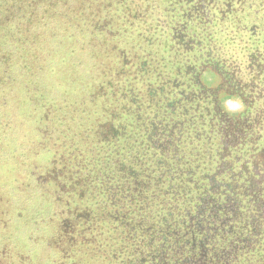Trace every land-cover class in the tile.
<instances>
[{"label": "flooded vegetation", "instance_id": "1", "mask_svg": "<svg viewBox=\"0 0 264 264\" xmlns=\"http://www.w3.org/2000/svg\"><path fill=\"white\" fill-rule=\"evenodd\" d=\"M169 6L98 22L47 103L30 264H264V0Z\"/></svg>", "mask_w": 264, "mask_h": 264}, {"label": "rangeland", "instance_id": "2", "mask_svg": "<svg viewBox=\"0 0 264 264\" xmlns=\"http://www.w3.org/2000/svg\"><path fill=\"white\" fill-rule=\"evenodd\" d=\"M34 31L38 34L42 30ZM39 39L43 48L36 51L38 55L35 60L31 55L6 44L2 45V49H6L8 55L2 60L0 54V63L10 67L16 83L14 87L2 86L0 91V251L16 252L14 245L21 250L7 258L0 253V264H28L30 249L36 251L31 234L43 227L39 216L34 214V211H38V206L36 209L35 206L43 198H38L34 193L31 195L34 186L30 173L34 149H37L40 130L45 124L40 99L46 94L56 107V101L63 102L65 91L75 87L78 69L91 67L90 59L83 57L84 54L77 49L74 54L71 53L64 39H51L50 33L42 34ZM20 55L29 65H34L29 70L32 80L24 87L20 85L25 83L21 81L25 78L22 74L25 70L21 63L18 64L22 59ZM71 60L81 62L80 66L72 65ZM35 89H41L42 93L35 94ZM69 94L75 95V92ZM48 154L46 150H39L38 158L45 160Z\"/></svg>", "mask_w": 264, "mask_h": 264}, {"label": "trees", "instance_id": "3", "mask_svg": "<svg viewBox=\"0 0 264 264\" xmlns=\"http://www.w3.org/2000/svg\"><path fill=\"white\" fill-rule=\"evenodd\" d=\"M170 1L171 0H0L1 59L4 60L5 55H8L7 50L2 49V45L6 44L10 45V47H14L15 50L19 49V52L23 51L26 55H31L33 60H35L38 55L36 51L43 48L39 37H41L42 34L48 35V33H50L51 39L54 38V40L57 41L59 38L64 39L71 53L74 54L77 49L79 53L84 54L83 57H86L87 60L89 58L90 61H92V57H94L97 51L96 45H94L95 40L98 39L100 34V31L96 29L98 22L114 21L115 19L127 21L129 20V14H133V18H130V20H137L138 18L136 17H138L139 14H135L134 12L128 13L126 9L138 4L146 5L148 2L154 5L163 4L164 7L168 6L170 8ZM39 29L42 30L43 33L41 31L37 34V32L34 31H39ZM52 29H55L56 32ZM30 32H33L32 35H30ZM15 50L13 51L15 52ZM21 57L24 59V62L20 59L18 64L20 65L21 63L24 66L25 71L22 74L25 78L23 77L21 81H25V83H21L20 85L24 87L25 84L32 80L29 76V70H31L34 65L33 63L29 65L27 60L23 58V56ZM71 64L78 65L79 67L81 62L78 63L71 60ZM9 69L10 67L5 65V63H0V91L2 86L3 88L16 86L15 76ZM80 70L79 68L78 71ZM10 82L13 84L10 85ZM36 93H42L41 89H35V94ZM65 95L66 91L63 100H67V95ZM49 101L51 100L47 99L46 94L40 99V105L44 109V113L48 107L47 103ZM57 104H61V102ZM44 113L42 114L43 118ZM44 127L45 124L41 128L40 134ZM14 246L16 252L4 253L3 255L6 256V258L7 256L11 257L20 253L21 250H18L16 245ZM31 254L32 252L30 249L28 264L32 261Z\"/></svg>", "mask_w": 264, "mask_h": 264}]
</instances>
